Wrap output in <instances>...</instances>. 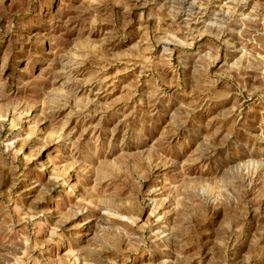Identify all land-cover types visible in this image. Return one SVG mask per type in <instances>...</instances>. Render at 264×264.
Masks as SVG:
<instances>
[{"label":"rangeland","instance_id":"rangeland-1","mask_svg":"<svg viewBox=\"0 0 264 264\" xmlns=\"http://www.w3.org/2000/svg\"><path fill=\"white\" fill-rule=\"evenodd\" d=\"M0 264H264V0H0Z\"/></svg>","mask_w":264,"mask_h":264}]
</instances>
